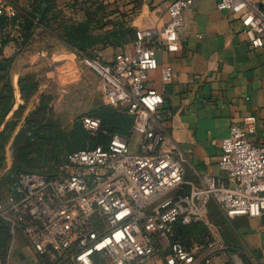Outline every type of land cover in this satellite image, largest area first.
Listing matches in <instances>:
<instances>
[{
  "label": "built area",
  "instance_id": "built-area-1",
  "mask_svg": "<svg viewBox=\"0 0 264 264\" xmlns=\"http://www.w3.org/2000/svg\"><path fill=\"white\" fill-rule=\"evenodd\" d=\"M238 1L246 6L249 44L263 47L264 10L255 0H217V6L231 11ZM195 2L170 0L167 23L138 28L131 46L112 61L83 55L100 78L106 102L133 116L137 150L131 138L101 130L98 116L84 115L88 134L102 131L108 143L69 153L52 177L38 171L16 175L0 197V222L8 230L0 264H250L231 251L209 206L215 203L228 220L264 214V142L249 138L256 116L233 123L223 138L222 175L202 172L198 184L185 181L186 158L162 113L164 95L150 83V72L158 68L164 86L173 82V66L160 67L156 53L177 51L185 13ZM17 14L13 2L0 3V16ZM192 222L205 224V242L175 237L177 225Z\"/></svg>",
  "mask_w": 264,
  "mask_h": 264
},
{
  "label": "crops",
  "instance_id": "crops-1",
  "mask_svg": "<svg viewBox=\"0 0 264 264\" xmlns=\"http://www.w3.org/2000/svg\"><path fill=\"white\" fill-rule=\"evenodd\" d=\"M3 1L13 2L18 15L22 16L35 10L41 0H0V3ZM70 1L80 0H65L69 4ZM96 1L112 9V15L106 19L112 20L115 27L124 18L135 30L126 47L131 46L138 28H160L169 19L170 0ZM255 1L264 10V0ZM59 2L61 0H57ZM245 11L246 6L240 1L231 11H226L218 8L217 0H196L193 10L185 13L177 51L159 50L156 53L160 67L171 64L175 71L173 82L164 86L160 68L153 70L150 83L164 95L162 113L167 119L169 132L186 158L185 181L198 184L202 172L223 174L219 166L222 140L229 134L230 126L244 116L257 118L256 131L249 135L250 140L264 142V46L253 48L249 44L242 20ZM43 36L49 38L43 28L37 27L29 46L17 49L12 55H4H15L10 69L13 86H18L21 76L40 70L42 51L35 42ZM122 49L114 39L98 54L104 61H112L115 53ZM69 64L72 67L70 61ZM95 74L100 83L98 74ZM37 78L42 83L39 73ZM19 97L20 94L16 95L18 100ZM36 98L37 94L30 99L25 115L31 111L30 106ZM134 141L138 147L140 132L132 134L131 144ZM11 144L12 140L7 150ZM209 216L220 227L232 252H239L250 264H264V214L254 218L240 215L228 220L218 206L211 203Z\"/></svg>",
  "mask_w": 264,
  "mask_h": 264
},
{
  "label": "rangeland",
  "instance_id": "rangeland-1",
  "mask_svg": "<svg viewBox=\"0 0 264 264\" xmlns=\"http://www.w3.org/2000/svg\"><path fill=\"white\" fill-rule=\"evenodd\" d=\"M65 2L61 0V3L54 5L51 16V21L48 19L49 24L54 30L63 36H75L74 33L69 32V26L78 27L79 24H83L82 32L86 36L96 41L94 47H101L104 45V38L111 39L108 34H112L116 28L117 32L121 33V38H129V28L131 26L126 20H123L114 26L112 20L106 19L112 15V9L103 7L99 1L80 0L79 2ZM44 30V29H43ZM9 28L4 32L6 39H13L18 37L19 34L12 31L8 34ZM81 32L76 38L80 39L83 36ZM43 36L37 40L34 44L41 49V57L39 63H41L40 70L35 73L40 74L43 87L38 88L37 100L30 106L31 111L27 115L24 114L18 119L17 129L22 128L26 124V117L29 116L37 107H41L36 111L34 121L41 124L42 133L50 138L55 136L52 143L58 142L57 147H52L49 143L44 144L42 152H30L26 159L33 162L34 165L23 166V169H37L45 172H51L55 169V163H51V157L55 156L56 160H64L66 154L72 147L77 146L74 136H72V129L76 122L80 123L82 117L86 114H94L98 110L108 107L117 110L119 112L126 111L124 108L114 107L106 102L104 97L100 93L99 79L95 72L88 66L84 60L83 55L74 47L69 46L64 40L59 38L56 34L44 30ZM100 38V41L99 39ZM0 39V58L4 55L14 54V51L19 49L20 45L15 40L8 45H3ZM123 41V49L129 42ZM108 42H111L110 40ZM25 46H29V42L20 47L19 50L25 49ZM24 47V48H23ZM89 49L88 53L94 54V49ZM18 52V51H17ZM44 53V54H43ZM43 54V55H42ZM72 56V57H70ZM72 63V67L69 64ZM9 65L12 60L8 62ZM2 82L0 81V86ZM15 95L20 94L19 85L13 86ZM65 89V92L63 90ZM42 95H44L41 100ZM30 102V101H29ZM29 102L27 107L29 106ZM44 102V104H43ZM19 103L17 101L14 109L18 108ZM27 109V108H26ZM13 112L9 114L11 117ZM8 116V117H9ZM42 122H44L42 124ZM16 129V130H17ZM17 130V131H18ZM108 135V134H107ZM97 137V136H94ZM95 139V138H94ZM52 139L48 140L51 141ZM135 141L130 144L132 151H136ZM47 148V150H46ZM53 151H50V150ZM14 152L12 144L10 148L5 150V162L0 171V197H3L7 191L8 184L16 177L17 173L13 171V158ZM56 166V165H55Z\"/></svg>",
  "mask_w": 264,
  "mask_h": 264
},
{
  "label": "trees",
  "instance_id": "trees-1",
  "mask_svg": "<svg viewBox=\"0 0 264 264\" xmlns=\"http://www.w3.org/2000/svg\"><path fill=\"white\" fill-rule=\"evenodd\" d=\"M43 0L37 4L36 9L30 12L19 16L18 14L9 19L5 16H0V39L2 40L3 45H7L8 42L15 40L20 47L26 45L32 38L34 31L37 27H41L44 30L50 32L51 34H56L59 38L64 40L69 46L76 48L82 55L88 56L90 58H96L99 56L98 51L105 48L108 45V41L111 42L116 39L118 44L122 45L124 39L121 38V33L113 31L112 34H108V37L111 39L104 38V45L99 47H94L97 44L96 41L92 38L86 36L82 32L83 24H79L78 27L69 26V32L74 33L75 36H63L58 34L54 28L49 24L51 16L49 15L53 12L54 5L57 4V0H47V8L43 11L42 7ZM104 7V6H103ZM50 17V18H49ZM51 21V19H50ZM18 26V27H17ZM9 28L8 34H11L12 31L19 34V36L13 39H6L4 32ZM81 32L83 36L80 39L76 36L80 35ZM135 35V30L129 28V38H126L124 41L129 42L131 38ZM100 41V38H97ZM19 47V49H20ZM94 49V54L88 53L89 48ZM18 53V52H17ZM15 55L10 57L0 58V81L2 85L0 86V171L4 166L5 162V150L9 142L12 140V147L14 152L13 159V171L17 175L21 172L26 171H38L45 174L47 177L54 176L58 171V165L61 164L67 157V155L73 151L80 149H90L99 144L106 145L109 141V136L102 131L97 135V137L90 136L88 132L84 129L82 121L80 123L76 122L72 129V136L77 146L71 148V150L66 154L64 160H59L55 156L51 157V163H55L53 171L45 172L37 169H23V166H33L34 163L26 159L28 154L34 151L42 152L44 144L49 143L53 148L57 147L58 142L52 143L55 139V136L48 138L45 134L42 133L41 124L34 121V116L38 109L33 111L29 116L26 117V124L19 128L16 132L18 126V119L24 114L27 108V104L30 99L35 95L39 86L40 79L37 78L36 73H27L21 76L18 80V85L20 89L19 100L16 98L14 87L11 81L10 69L13 63ZM12 60V63L9 65L8 62ZM44 95H42L41 100ZM19 103L18 108L14 109L16 103ZM44 104V102H43ZM13 112L10 117L9 114ZM101 119V130H106L109 133H120L126 137H132V127L134 118L126 111L119 112L108 107H104L94 114ZM9 116V117H8ZM44 122H42L43 124ZM95 138V139H94ZM52 139L51 141H48ZM47 150V148H46ZM50 151H53L52 149ZM207 229L202 222H192L187 225H177L176 227V238L183 239L187 244H190L192 239L196 242L203 243L207 239ZM8 242V230L7 226L0 222V257L4 255L7 248Z\"/></svg>",
  "mask_w": 264,
  "mask_h": 264
},
{
  "label": "water",
  "instance_id": "water-1",
  "mask_svg": "<svg viewBox=\"0 0 264 264\" xmlns=\"http://www.w3.org/2000/svg\"><path fill=\"white\" fill-rule=\"evenodd\" d=\"M42 7L43 11L47 8V0H43Z\"/></svg>",
  "mask_w": 264,
  "mask_h": 264
}]
</instances>
